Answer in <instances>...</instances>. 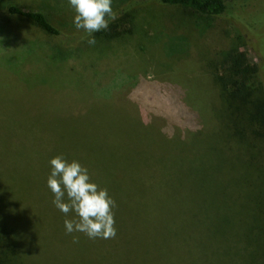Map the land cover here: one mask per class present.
I'll use <instances>...</instances> for the list:
<instances>
[{
	"label": "rangeland",
	"instance_id": "obj_1",
	"mask_svg": "<svg viewBox=\"0 0 264 264\" xmlns=\"http://www.w3.org/2000/svg\"><path fill=\"white\" fill-rule=\"evenodd\" d=\"M253 1L261 25L253 42L233 9L201 32L188 12L155 0H112L118 19L94 33V46L84 39L63 48L70 51L62 60L52 59L60 44L27 22L14 18L9 32L0 28V207L13 229L48 238L47 251L54 233L67 234L64 220L75 213L58 210L47 186L50 160L63 154L117 202L121 246L139 248L136 236L160 244L167 231L191 230V264H264V140L247 134L235 143L238 154L225 149L207 67L212 55L237 47L261 67L250 86L264 84V0ZM9 3L77 30L68 0H0V11ZM160 84L183 87V101L208 125L190 147L158 134L170 136L171 122L162 132L153 127L160 110L148 108L147 95H159ZM187 149L191 159L178 157Z\"/></svg>",
	"mask_w": 264,
	"mask_h": 264
},
{
	"label": "trees",
	"instance_id": "obj_2",
	"mask_svg": "<svg viewBox=\"0 0 264 264\" xmlns=\"http://www.w3.org/2000/svg\"><path fill=\"white\" fill-rule=\"evenodd\" d=\"M155 1L188 12L194 27L201 32L210 29L215 19L228 15L232 9L234 20L250 42H253L254 37L251 31L256 32L261 27L256 20L257 12L254 14L257 8L252 6L253 0ZM0 13H3V16H0L2 30H11V21L18 18L59 43L61 47L55 46L53 50V60H62L68 56L66 53L70 50L66 52L63 48L77 47L84 40L81 37L86 35L82 30L70 31L59 28L53 25L43 12L28 7L9 3ZM262 25L264 26V21ZM207 67L211 70L212 85L217 88L221 100V107H213L215 112L212 114L214 121L220 125L225 149L228 152L236 151L235 143H244L247 134L264 140V84L260 81L254 88L250 86L254 78L259 76L261 67L251 65L242 51L231 46L212 55ZM160 85L155 91L159 95H155L154 91H152L154 95H147L148 108L158 107L160 110L159 123L153 127L162 132L161 127L164 129L171 122L170 128L164 130L170 136L158 134L168 143L176 139L180 145L190 147L191 140L198 139V135L203 133L208 125H202L200 116L183 101L185 94L183 87L175 84ZM201 111L203 112L202 109ZM141 126L145 129L148 125L143 122ZM174 129L180 130L181 135L173 134ZM146 134L155 140L153 134ZM178 157L191 159V149H187V153ZM122 235L123 233H117L114 239L97 238L95 247L87 248L85 234H80L77 237L78 243H73L75 237L73 234L54 233V236H51L54 242L52 249L47 251L48 238L38 233L15 231L1 206L0 264H191V230L167 231L160 237V244H157L156 240L145 241L147 238L144 236H136L140 239V245L139 248L133 249L120 245ZM33 242L36 250L32 253L30 246ZM59 244L69 250L67 254L71 257H64L63 248ZM40 249L43 250L44 261L35 257L40 253Z\"/></svg>",
	"mask_w": 264,
	"mask_h": 264
},
{
	"label": "clouds",
	"instance_id": "obj_3",
	"mask_svg": "<svg viewBox=\"0 0 264 264\" xmlns=\"http://www.w3.org/2000/svg\"><path fill=\"white\" fill-rule=\"evenodd\" d=\"M74 10L73 23L82 30L90 46L97 43L94 33L107 31L119 14L113 10L112 0H68ZM51 172L47 186L54 194L53 204L67 217L74 212L76 218L65 219L67 234L79 232L89 239H114L117 235L114 209L117 202L107 188L91 180L87 167L63 154L50 160ZM78 243V238H73Z\"/></svg>",
	"mask_w": 264,
	"mask_h": 264
}]
</instances>
